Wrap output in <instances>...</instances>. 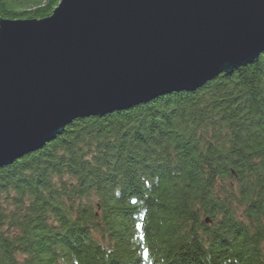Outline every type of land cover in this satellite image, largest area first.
I'll return each instance as SVG.
<instances>
[{
  "label": "trees",
  "instance_id": "16d2710c",
  "mask_svg": "<svg viewBox=\"0 0 264 264\" xmlns=\"http://www.w3.org/2000/svg\"><path fill=\"white\" fill-rule=\"evenodd\" d=\"M60 1L0 0V20ZM0 264H264V52L0 167Z\"/></svg>",
  "mask_w": 264,
  "mask_h": 264
},
{
  "label": "water",
  "instance_id": "95a60500",
  "mask_svg": "<svg viewBox=\"0 0 264 264\" xmlns=\"http://www.w3.org/2000/svg\"><path fill=\"white\" fill-rule=\"evenodd\" d=\"M263 52L264 0H61L1 19L0 167L78 118L195 91Z\"/></svg>",
  "mask_w": 264,
  "mask_h": 264
},
{
  "label": "rangeland",
  "instance_id": "374dc122",
  "mask_svg": "<svg viewBox=\"0 0 264 264\" xmlns=\"http://www.w3.org/2000/svg\"><path fill=\"white\" fill-rule=\"evenodd\" d=\"M207 218H209V220H211V218L210 217H207ZM210 222V221H209Z\"/></svg>",
  "mask_w": 264,
  "mask_h": 264
}]
</instances>
